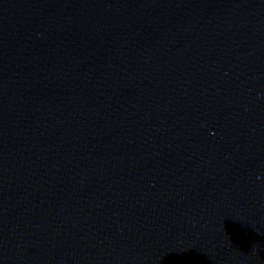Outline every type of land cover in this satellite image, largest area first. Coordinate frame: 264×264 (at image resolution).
Segmentation results:
<instances>
[{"label": "water", "instance_id": "water-1", "mask_svg": "<svg viewBox=\"0 0 264 264\" xmlns=\"http://www.w3.org/2000/svg\"><path fill=\"white\" fill-rule=\"evenodd\" d=\"M0 264H264V0H0Z\"/></svg>", "mask_w": 264, "mask_h": 264}]
</instances>
